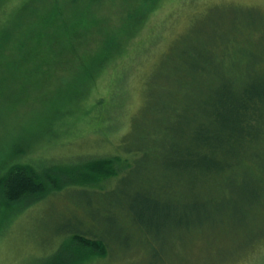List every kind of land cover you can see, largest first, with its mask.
<instances>
[{"label": "rangeland", "instance_id": "374dc122", "mask_svg": "<svg viewBox=\"0 0 264 264\" xmlns=\"http://www.w3.org/2000/svg\"><path fill=\"white\" fill-rule=\"evenodd\" d=\"M19 1L0 5V28ZM139 1L37 0L23 15L22 28L33 24L30 35L44 30L47 19H64L69 28L84 17L78 27L85 31L72 34L84 57L53 55L46 66L38 57L23 64L14 79L3 80L0 153L10 149L12 166L59 169L75 159L113 155L127 163L123 173L85 189L45 183L48 191L37 201L30 200L35 195L8 200L0 190V264H264V217L250 221L247 202L235 190L232 197L240 204L232 209L233 220L217 218L210 207L208 223L197 225L194 217L179 221L183 205L201 191L186 185L185 173L165 165L169 142L180 141L184 99L206 84L188 76L190 63L205 64L202 77L211 76L208 62L214 59L225 76L229 64L246 63L236 49L246 46V33L257 43L264 38V0H160L143 21L134 11ZM65 28L45 48L57 50V35ZM131 28L134 35L126 39ZM228 43L235 46L216 57V46ZM109 44L124 47L112 49L103 64L86 59ZM84 65L89 67L83 70ZM137 195L167 203L170 215L141 222L130 207ZM215 219L229 221H223L228 233H213ZM71 225L78 233L91 231L84 236H99L102 253L64 241Z\"/></svg>", "mask_w": 264, "mask_h": 264}, {"label": "trees", "instance_id": "16d2710c", "mask_svg": "<svg viewBox=\"0 0 264 264\" xmlns=\"http://www.w3.org/2000/svg\"><path fill=\"white\" fill-rule=\"evenodd\" d=\"M36 1L20 0L8 21L0 28V90L5 87L2 84L3 80L14 79L20 73L23 64L30 63L38 57L44 60L40 63H45L46 59L53 55L84 57V54L76 52V44L72 38V34L85 31L78 27L84 17L73 21L69 28L64 19L58 20V17L55 20L47 19L44 21L46 28L42 31L37 29L33 35L29 32L32 31L33 24L22 28L23 15L32 12ZM159 1L140 0L135 6V15H139L143 21ZM6 2L7 0H0V5ZM63 27H66L65 30L57 35L60 47L57 50L45 48L46 43L50 44L47 41L52 40L54 33L58 32V28ZM246 34V46L236 51L244 55L247 62L229 64L231 70L227 76L220 72L219 62L215 59L208 62L212 68L210 77H202L205 64L198 61L190 63L191 70L186 71L193 73V76L186 75L196 82L200 79L201 87L203 83L206 84L197 96L184 99L185 113L181 114L177 131L180 141L169 142L165 165L173 172L185 173L188 178L186 185L190 187L193 185L201 192L196 199L183 205L179 221L187 223L191 217H194L197 225L208 223L212 221L210 207H214L217 218L223 215L233 220L232 209L240 204L232 197L235 190L240 193V201L247 202L249 212L247 217L250 221H258L264 217V61L262 60L264 38L257 43L254 34L251 33V36ZM133 35L134 28H131L126 39H130ZM44 37L47 39L42 43ZM234 46L222 45L224 49L220 50H217L216 46L214 54L216 57H221L226 54L225 51L229 50V47ZM107 47L93 54L94 58L85 56L86 59H91L94 63H106L109 57L111 58L112 49L120 52L124 46L112 48L113 46L109 44ZM202 55L203 53L199 54L196 60H199L198 57H204ZM48 63H45V66ZM88 67L89 65H84L82 68L85 70ZM9 153L10 149H6L5 152L2 150L0 153V190L8 200H20L29 198L25 195H35L30 197V200L37 201L44 190H47V187L44 188L45 183H48L46 186L52 189H61L68 185H82L85 189L93 182L96 186L100 181L123 173L122 170L127 163V159L113 155L101 156L97 159H94L95 157L75 159L66 165H59V169H55V165L50 167L49 164L12 166L8 161ZM3 172L6 174L2 176ZM84 189L79 190L84 191ZM130 207L141 222L145 218L160 220L170 215L165 208L168 204H162L160 200L151 196H134ZM223 221L227 220H214L213 233L215 230L226 231L223 229L226 227ZM231 227L234 229V225ZM74 229L73 225L65 228V233L69 236L64 241L72 240L78 247H91L99 254L102 253L105 243L99 236H84L91 234V231L78 233ZM232 231L236 232L235 229ZM228 235L233 236L232 233ZM252 244L255 242L247 246Z\"/></svg>", "mask_w": 264, "mask_h": 264}]
</instances>
